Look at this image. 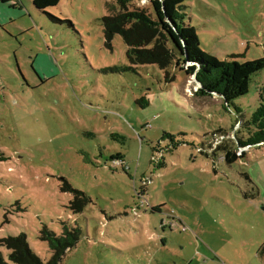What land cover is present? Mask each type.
I'll use <instances>...</instances> for the list:
<instances>
[{"label": "rangeland", "instance_id": "rangeland-1", "mask_svg": "<svg viewBox=\"0 0 264 264\" xmlns=\"http://www.w3.org/2000/svg\"><path fill=\"white\" fill-rule=\"evenodd\" d=\"M112 1L42 11L34 0H0V241L24 233L47 263L44 228H77L59 264H264V144L238 149L246 157L232 165L199 152L219 129L242 137L264 70L228 107L219 95L196 96L195 76L174 67L128 69L122 36L105 39ZM128 3L155 19L150 0ZM183 6L203 52L264 58V0ZM65 182L91 199L84 211L70 208ZM0 253L14 264L5 245Z\"/></svg>", "mask_w": 264, "mask_h": 264}, {"label": "trees", "instance_id": "trees-1", "mask_svg": "<svg viewBox=\"0 0 264 264\" xmlns=\"http://www.w3.org/2000/svg\"><path fill=\"white\" fill-rule=\"evenodd\" d=\"M150 1L155 19L146 11H129V0H114L107 4L108 15L103 18L105 39L110 45L115 36H122L128 48L126 56L131 64L128 69L136 70L135 66L140 65H158L168 73V69L174 67L185 72L188 77H196L201 85L195 92L196 96L219 95L228 107L238 98L248 94L251 77L264 70V58L243 64L221 61L200 49L196 28L185 23V0ZM59 3L60 0H34V5L42 11L48 7H56ZM167 77L169 78V74ZM138 103L142 108L149 105L146 98H142ZM236 112L241 114L239 108H236ZM241 123L242 137L237 142L219 129L199 152L206 156L224 157L225 162L232 165L246 157L243 155L245 153L239 155L238 149H249L264 144V85L260 89V105L250 119L242 120ZM163 138L173 139V136L165 134ZM179 145L178 142L175 149ZM2 160L4 157L0 155V161ZM246 177H249L248 174ZM63 188L74 193L70 205L73 212L80 213L91 203V199L84 192L73 189L69 183L65 182ZM80 234L77 228H65L62 235L57 236L44 228L42 239L49 243L53 251V256L47 263L30 249L24 233L1 240L0 244L11 251L9 258L14 264H59L66 250H71L77 245ZM0 264H9L2 253Z\"/></svg>", "mask_w": 264, "mask_h": 264}, {"label": "crops", "instance_id": "crops-1", "mask_svg": "<svg viewBox=\"0 0 264 264\" xmlns=\"http://www.w3.org/2000/svg\"><path fill=\"white\" fill-rule=\"evenodd\" d=\"M258 256L264 260V247L260 249V252L258 253ZM218 264V263H217Z\"/></svg>", "mask_w": 264, "mask_h": 264}, {"label": "water", "instance_id": "water-1", "mask_svg": "<svg viewBox=\"0 0 264 264\" xmlns=\"http://www.w3.org/2000/svg\"><path fill=\"white\" fill-rule=\"evenodd\" d=\"M195 79H196V77H194ZM196 82L198 83V81L196 80ZM199 84V83H198ZM245 149H247V148H245Z\"/></svg>", "mask_w": 264, "mask_h": 264}]
</instances>
